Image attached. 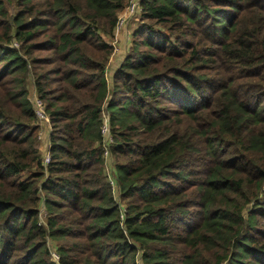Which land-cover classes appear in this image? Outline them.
<instances>
[{
	"label": "trees",
	"instance_id": "obj_1",
	"mask_svg": "<svg viewBox=\"0 0 264 264\" xmlns=\"http://www.w3.org/2000/svg\"><path fill=\"white\" fill-rule=\"evenodd\" d=\"M17 1L23 7L21 14L10 18L8 12L3 13L0 27L5 32L0 41L33 39L41 30L58 27L59 39L52 43L59 42L58 47L70 58H80L87 37L100 41L101 30L113 32L128 0ZM216 1L226 6L211 7ZM245 1L141 0L144 21L161 27L146 24L144 39H134L149 51L136 53L139 60L134 58L131 67L134 75L114 86L127 96L108 106L112 126L119 125L111 146L113 154L135 155L133 163L119 167L116 176L122 198L128 202L124 206L115 201L110 182L106 185L87 173L93 166L90 162H102L100 107L83 120L65 116L63 133L52 138V162L46 177L35 129L29 124L35 109L23 100L22 113L8 117L4 105L11 93H1L0 244L5 241L15 251L29 252L28 264H54L44 258L50 254L47 239L64 240L73 232L72 226L60 222L61 212L72 209L83 214L77 224L91 221L82 234L86 243L76 246L91 256V264H198L195 260L189 263L188 257L177 261L179 249L187 245H191V257L211 254L215 264H264V20L243 23L241 18L254 14L244 8ZM258 6L255 8L264 14V6ZM37 10L53 20L37 17L28 24L24 15ZM204 18L211 22L202 23ZM179 24L181 31L187 24L202 26L209 45L191 43L187 48L167 50L171 67L161 73L158 63L163 55L153 49L159 45L172 48L163 28ZM229 31L236 34L232 37ZM101 47L110 51L107 44ZM1 65L7 74L27 69L17 52L0 44ZM97 76L100 102L108 85L102 71ZM36 81L45 99L40 80ZM26 96L27 92L23 98ZM161 98L174 105L171 114L196 125L183 134L168 131L132 149L135 133L160 132L170 122L169 115L152 107ZM194 134L204 141H193ZM202 156L209 158L203 176L190 186L170 188L168 180L188 182L191 166ZM40 179H44L41 185ZM40 190L46 193L48 227L39 220ZM195 193L203 210L201 225L187 230L181 226L186 218L183 211L189 208L186 200ZM58 252L62 254L60 264H72L63 246ZM3 259L0 249V264Z\"/></svg>",
	"mask_w": 264,
	"mask_h": 264
},
{
	"label": "rangeland",
	"instance_id": "obj_2",
	"mask_svg": "<svg viewBox=\"0 0 264 264\" xmlns=\"http://www.w3.org/2000/svg\"><path fill=\"white\" fill-rule=\"evenodd\" d=\"M128 3L129 0L127 1V5ZM220 3V1L212 2L210 6L213 8H223L226 6ZM243 5L245 9L254 12L252 15L241 18L243 23L251 20L260 22L264 20V14H261L255 8L257 5L263 8L264 0H247ZM20 9H23V7L21 8L17 0H0V21L5 20V18L2 17L5 12H8L10 18L19 17L21 14L19 13ZM240 13L236 16V21L238 20L237 17L241 16ZM143 14V11L138 12L120 32L116 31V26L111 34L103 33L101 30L102 40L100 41L94 37H87L85 41L87 44L82 48L80 58H70L66 51L58 47L59 42L52 43L54 38L57 40L59 39L58 27L49 28V30H41L33 39L20 41L13 38L9 44L0 41L1 45L8 46L12 51L17 52L27 66L25 73L19 72L10 74H7V70L3 67L4 65L0 66V72H4L1 75L4 84L0 89V94L2 93L3 96H6L11 93V96L6 99L4 105L8 117H17L22 113V108L20 106L21 101H28L30 107L34 109L35 101L37 99H42L38 87L36 86L37 79L40 80L42 89L46 94V98L42 100L45 104L49 122L41 121L36 116L32 122H29L31 128L35 129L34 132L39 155L46 177L48 175V168L52 162L50 151L52 138H58L61 133H63V128L66 127L65 116L77 117L75 118L76 120H83L97 107H100L103 125L107 126L108 131L105 134L102 133L103 140L102 143L99 144L102 145L103 148L102 162H90L93 166L87 173L91 177L97 178L107 185L110 176L114 178L117 176L119 167L133 163L135 155L124 156L121 154H113L111 150V146L115 145L116 138L114 132L119 129V125L112 126L108 106L111 102L118 103L123 101L127 96L125 90L116 91L114 86L125 80V77L128 79V75H134L133 72L131 73V67L135 63V61H133L134 58L138 56L136 53L149 51L145 44L139 43L140 45H138L135 43L134 39H144L143 37L146 30H143V28L146 24L157 29L161 27L155 22L144 21ZM42 15V12L37 10L26 13L24 18L28 24L37 17L53 20L51 15H46L45 17H42ZM210 22L211 18H204L202 21V23ZM179 26L180 24L178 26L174 25L172 28H167L166 25H164L166 28H163L164 31L162 33L172 41L173 44H170L172 48L168 45H159L157 46L159 48L153 49L159 53L162 52L163 56L159 58V61L162 62L158 63L161 73H166L167 69L171 67L166 59L167 50L187 48L191 43L200 44L201 46L209 45L207 37L201 28L202 26L195 27L193 24L192 26L187 24L186 27H184L182 25L184 27L183 31L178 30ZM4 32L5 31L0 27V35ZM194 33L195 36L199 37L201 42H197V38L193 36ZM228 34L231 36L235 35L236 31L233 33L229 31ZM13 35H15V31L12 32V36ZM103 43L110 47L109 52H106V50L101 47ZM138 60L139 59H137V61ZM130 62L132 63L130 64ZM208 67L212 68L213 65H209ZM201 69L206 68L203 66ZM101 71L106 78L108 90L104 99L98 102L97 99L99 94L97 91L96 78H98L97 75ZM123 72H125L124 75ZM72 78L75 80L73 81ZM25 92H27V96L23 98ZM159 101L161 102H153L152 107L158 109L156 112L169 115L168 118L170 122L164 123L160 132L156 130L151 134H142L143 132H140V134L135 133L133 138L135 144L130 146L132 149H137V147L144 142H150V140L155 141L166 135L168 131H177L183 134L186 130H190L196 125L195 121L171 114L173 113L171 110L174 109V105L168 104V101L164 98H161ZM163 110H167L168 112H164ZM60 111H62L61 116L53 115ZM10 124L12 123L10 122ZM13 131L14 130H12V133ZM193 137V141H204L203 137L197 134H194ZM46 156L50 157L49 164L45 161ZM207 165H209V158L202 156L197 163L191 166L190 180L186 183L168 180L170 188L190 186L196 177L203 176V171H205ZM95 169L100 170V172ZM35 170L36 169H34V171ZM42 182H44V179L39 180L40 185ZM39 195L41 197L39 220L43 226L48 227L49 212L45 205L46 193L40 190ZM49 199H53V197L49 196ZM114 199L118 204L123 206L128 203L123 200L119 186ZM185 205H189V208H185L183 211L186 218H183L184 220L181 222V226L187 230H192L194 228L197 230L201 225V218L203 215L199 194L195 193L189 196ZM61 213L60 222L64 225L72 226L73 232L64 240L47 239V246L50 254L45 255L44 258L50 263L60 264L62 254L58 252V248L59 246H63L70 255L69 260L72 264H91V262L94 261L91 256L86 254L85 251L81 252L76 247L77 244L86 243V239L82 234L91 224V221L89 220L84 224H82V222L77 224V219L83 214L81 212L76 213L72 209L65 210ZM0 249L4 251V259L1 264H28L27 257L29 256V252H26V250L19 249L15 251L13 247H8L5 241L2 245L0 244ZM53 253L58 254V258L54 257ZM192 254L191 245L182 246L177 253L176 259L179 262H183L185 258L188 257L187 260H189V263H193L191 260L197 261L198 264L216 263L215 258L210 256L211 254H200L191 257Z\"/></svg>",
	"mask_w": 264,
	"mask_h": 264
},
{
	"label": "built area",
	"instance_id": "obj_3",
	"mask_svg": "<svg viewBox=\"0 0 264 264\" xmlns=\"http://www.w3.org/2000/svg\"><path fill=\"white\" fill-rule=\"evenodd\" d=\"M140 11H143V8L141 5V0H129L128 5L122 11L121 15L118 17V21L116 24V31L120 32L121 30H123L128 25L129 20L132 17H134ZM34 107H35L34 109H35L36 117L41 121L49 122V118L46 114L45 104L41 99H37L35 101ZM107 131H108L107 126L103 125L102 133L105 134ZM45 161L49 164L50 163V157L46 156ZM115 178L113 176L109 177V182H110L114 196L118 191L117 178L116 179ZM124 214H125V210L122 211V217H124ZM53 255H54V257L58 258V254L53 253Z\"/></svg>",
	"mask_w": 264,
	"mask_h": 264
},
{
	"label": "crops",
	"instance_id": "obj_4",
	"mask_svg": "<svg viewBox=\"0 0 264 264\" xmlns=\"http://www.w3.org/2000/svg\"><path fill=\"white\" fill-rule=\"evenodd\" d=\"M121 13H122V12H121ZM121 13H120V14H121ZM120 14H119V15H120Z\"/></svg>",
	"mask_w": 264,
	"mask_h": 264
}]
</instances>
